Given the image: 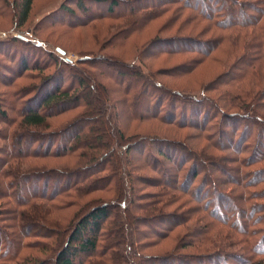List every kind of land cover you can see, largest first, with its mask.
I'll list each match as a JSON object with an SVG mask.
<instances>
[{
	"label": "rangeland",
	"instance_id": "374dc122",
	"mask_svg": "<svg viewBox=\"0 0 264 264\" xmlns=\"http://www.w3.org/2000/svg\"><path fill=\"white\" fill-rule=\"evenodd\" d=\"M113 1L115 6L110 9ZM20 3L21 0H0V105L6 113V118H0V264H53L52 253L59 247L55 248L54 241L44 237L45 231L53 227L55 231L66 232L69 219L77 211L78 206L51 210L39 201L30 202L35 205L33 208L21 207L18 200L40 194L43 183H38L36 189L32 183H24L18 194L15 179L9 178L13 174L7 175L6 170L19 171L26 177L29 173L75 168L74 159H28L14 163L16 152L25 148L23 144L14 145L13 125L29 98L24 97L25 92L35 87L41 90L45 84L42 77L55 75L51 87L59 83L66 87L75 83L74 72L80 73V70L91 72L98 86L106 90V113L84 120L91 122L95 118L102 122V134L106 137L114 138L115 133L118 139L121 136L125 140L121 148H127L129 153L123 166L126 175L123 182L125 186L129 184L130 193L125 199L132 210L130 200L141 207V210L134 208L133 215L144 220L143 223L140 219L137 225L142 243L138 249L135 247L136 253L153 260H128L126 251L116 249L111 251V260H105L107 256L99 259L80 254L75 264H173L172 259H163L172 256H183L191 264H238L240 255L248 259L251 254L242 253L245 244L241 241L250 242L253 236V244L264 234V185L246 187L244 192L251 196L257 192L259 198L244 202L242 195L241 203L243 189L239 186L243 173L263 170L264 161L244 168L250 152L244 141L254 127L253 117L230 108L228 97L223 93L237 94V87L241 85L236 86L238 82L234 78L244 65L236 64L235 59L243 55L245 48L251 56L259 49L245 45L257 36L261 40L259 30L264 26V19L253 27L240 26V23L248 17V23L254 21L258 10H264V0H217L214 6L207 3L211 9L221 4L224 10L227 4L233 6L229 19L238 25L223 30L195 14L194 4L209 11L196 0H33L28 20L22 26L18 25L17 17ZM181 38L192 40V44L204 43L207 52L219 49L208 56H201L195 50L168 53V49L176 51L172 50V40ZM207 43L210 44L207 46ZM199 59L205 60L192 70L194 61ZM261 64L259 69L264 73V63ZM37 67L47 69L41 72ZM127 72L133 75L130 77ZM144 79L171 94L157 101L160 93L155 89L154 92L149 89L154 94L151 97L136 87ZM259 79H248L244 89L252 91L258 86L264 92V79ZM262 92L259 101L264 104ZM196 98L202 101L196 103ZM217 103L224 111L216 109ZM260 112L264 115L263 109ZM79 114L72 111L49 119L55 147L63 140L69 142L86 126L84 122L82 127L80 123L70 127ZM258 128L255 126L254 134L261 132ZM58 130L64 131L55 133ZM58 134H65L64 139ZM239 137L241 141L237 140ZM72 142L70 145L74 146L76 143ZM195 162L200 165V177L187 183L188 167ZM106 176L100 175V185H108ZM163 183L187 190L171 191ZM116 198L120 195L114 187L112 193L105 190L93 193L80 205L99 199L100 203L117 208L120 201ZM162 201L171 203L162 209ZM232 206L240 209L239 212L230 213ZM22 211L26 215L21 216ZM240 214L244 219L238 217ZM170 215L186 218L187 223L175 226ZM164 216L166 219L161 218ZM231 217L239 219L237 226L247 225L245 229L252 236L241 237L236 228L226 226L223 218L230 220ZM252 220L254 223L249 225ZM31 222L37 228L32 231L28 227L26 233L24 229ZM124 231L126 235L131 232L127 227ZM188 243L193 247L182 248ZM215 244L223 249L222 255L228 256L210 257L208 254L215 250L212 248ZM252 259L264 260V257L255 254Z\"/></svg>",
	"mask_w": 264,
	"mask_h": 264
},
{
	"label": "trees",
	"instance_id": "16d2710c",
	"mask_svg": "<svg viewBox=\"0 0 264 264\" xmlns=\"http://www.w3.org/2000/svg\"><path fill=\"white\" fill-rule=\"evenodd\" d=\"M94 1L103 2L107 0ZM196 1L197 4L200 3L202 7H207L209 10L208 12L203 11L201 10V8L194 4L193 11L196 15H198L205 21L212 23L214 26H219L222 30L225 28L234 27V25H238V23H235L234 20L229 19L231 11L233 10V6L231 4H227L225 10L224 5L222 4L211 9L209 6H207V3L214 6L217 0H209L208 2L206 0ZM32 3L33 0H21V3L17 8L19 26H22L27 22ZM115 3L116 1L111 2L110 9L115 6ZM221 17L224 18L220 22L219 19ZM248 18L244 19L245 22H241L240 26L246 24V26L253 27L257 24H260L261 20L264 19V10H258V15L254 21L248 23ZM214 21L216 23H214ZM259 31H261V40L257 36V38H253L255 41L248 42L249 44L247 43L245 45V47L252 46L256 51L257 48H259L258 51L256 53L254 51L253 55L251 56L250 52H248V49L245 48L243 55H240L237 59H235L236 64L238 62H242L244 65L241 68V72L238 69L239 72L234 78L237 79L236 81L238 82L237 84H235L236 86L238 84H241L239 87H237V94L231 95V93L229 92L223 93L228 97L227 101L230 102V108L249 113L253 117L252 125L254 127H252V129L250 130V133L248 132L249 134L247 133V137L244 141L246 150L248 151V148L250 149V152H248L249 156L245 160L246 166H244V168H248L249 166L256 165L264 161V142L262 139L264 137V115L260 112L262 109L264 110V104L259 101L261 99L262 91L258 86L252 91H247L244 89L245 81H248V79H264V73L260 72L259 69L263 65L261 63H264V26H261ZM256 39L258 41H256ZM168 42L170 43L171 41ZM172 42L174 43V46H172V50L176 51H171V49H168V53H181L183 52V50H195L201 56H208L218 48H213L212 50H209V52H207L206 48L204 47V43H193L196 44L193 45L192 40L182 38L178 40H172ZM209 44L210 43H207L206 45L208 46ZM204 60L205 59H199L197 61H194L195 68H192V70H195L197 66L200 65ZM231 67H235V64ZM37 69L43 72L47 68L37 67ZM80 71V73L76 71L74 72L75 83L69 84V86L66 87L60 83L54 88L51 87V82L54 79L55 75H52L50 77L46 76L45 78L42 77L41 81H43L45 84L43 85L41 90H38L37 87H35L33 88V90H27L25 92L24 97L29 96V98L23 103L22 110L19 113V119L13 125L15 126L13 132L14 145L19 147L21 144H23L25 148V151L23 150L16 152V154L14 155L15 158L13 160L14 163L17 161H27L28 159H74L75 163L73 165H75V168L64 169L58 172L55 171L53 173L47 171H40L33 174L29 173L26 175V177L20 175L19 171L15 172L13 170H6V174H13H9V178L15 179L18 194L22 190V186L24 183H32L34 189H36L38 183H43V190L40 194H33L30 197L27 196L29 197L27 199L23 198L18 200L17 203H19L21 207H35V205L30 204L31 201H34L36 203L37 201L45 203L44 205H47V207H49L51 210L54 209L55 211H59L61 209L65 210V208L69 206H78L77 211L69 219L70 222L68 223L69 226L66 227V232L65 230L55 231L53 227L50 228L51 230L47 229L45 231V234L47 236L44 237L49 241H54L55 248L59 247L55 251L52 249V251H54L52 253L53 264H75V258L80 254L86 255L88 258L98 257L99 259L107 256L105 260H111L113 258L111 251L116 249L126 251V253L128 254V260H146V258H143L136 253V248L138 249V247H141L142 243V238L138 237V235L141 234L138 232L137 225H140V219L143 223L144 220H142V218H136L133 214L137 208L141 210V207H137L130 200L129 204L133 205L132 210L130 205L129 207H127L128 200L125 199V195H127V193H130L129 184L125 186V181L123 182V177L126 176L123 166L126 165L125 161L127 153H129V151L127 148H124L122 150L121 145L125 144V140L121 136L118 139L115 133H113L114 138L106 137L104 134H102L103 124L95 118H98L100 113H106L105 111L107 109L108 103L106 90L98 86L97 81L93 79V75L91 74V72L85 70ZM190 71L191 69L188 71V73ZM126 74L131 77V75H133V72H127ZM135 77L137 76L135 75ZM154 83L153 81L150 82L149 80L144 79L140 82L138 81L136 87H139L142 92L150 93L151 97L154 96V94L151 93L149 89L152 88L153 92L155 89V92L161 94L156 97L157 101L159 99L162 100V97H169V94H171L170 92L164 89L161 90L159 88H156L155 86L158 84ZM49 87H51L50 90H46L45 92H43L45 88L48 89ZM262 93L264 94V92ZM262 97L264 99V95ZM194 101H196V103H200L202 99L199 100L196 98ZM162 106L163 103L160 107ZM216 106V109L220 108L221 110H223L224 108L223 106V108L219 107L218 103L216 104ZM211 109H215V107H211ZM72 111H79L80 114L71 122L70 127L77 123H80V127H82L84 126L85 122V129L83 128L79 131V133L77 131L73 135L71 140H69V142H67L68 140H63L60 145L55 147L53 143V134L50 133L51 127L49 119L56 118L59 115H63ZM90 117H95V120L91 119V122H87L86 120H84V118ZM240 117L243 116L241 115ZM245 117L248 118L247 116ZM0 118H6V113L2 110L1 105ZM256 119L260 121H256ZM248 121L251 123L250 120ZM218 125L219 124L217 123L216 129ZM255 126H259L260 128L258 129H260L261 132L258 131L256 134H254V132H256ZM113 129L117 132L114 126ZM32 131H38L40 134L36 135L35 132ZM62 131L58 130L55 133H60ZM58 136L60 138L63 137L64 139L65 134H58ZM237 140L241 141V137H239ZM71 141H74L72 143L76 144L74 146H71ZM35 143H37V146H34ZM17 154L20 155L17 156ZM158 155H162V153L158 152ZM196 162L194 165L190 164L191 166L188 167L190 176L187 179V183L189 180H191L192 183L195 181V179L200 177V165L198 166ZM122 172L124 173L122 174ZM102 174L107 175L106 178L109 182L106 183L108 184L107 186L99 184V178ZM241 178L243 180L241 181L239 187L243 189V193L241 194V197L239 196L240 203L242 201V195L244 202H248L249 199H253V197L258 199L259 194H257V192L253 194L254 196H251L247 191L244 192V190L246 189V187L256 188L260 185H264V169L257 170L254 173H243ZM163 184L165 185L164 187H166V189H169L171 191L179 192L181 190H187L183 188L178 189L177 187H175V185H171V183ZM10 185H13V182ZM114 187L115 189H118L121 198H116V200L120 201V204H117L116 206L117 208H113L109 204H103L102 202L100 203L99 199L86 201V204L83 203L82 205H80L83 199H86L93 193H98V191L101 190H105V192L107 193H112ZM233 198H237V195L235 193L233 194ZM67 199L71 200L67 202ZM122 199H125V201ZM169 199L171 200V198ZM168 203L171 202L162 201V209L166 208ZM114 209L116 210L115 212L118 215V220H116ZM234 210L238 213L240 209L237 210L234 206H232V209H230V213H235ZM158 213H160V210H158ZM20 215L22 216L26 214L24 211H22L20 212ZM166 217L167 216L161 218L166 219ZM169 217L174 219L173 221H175V226L180 227L187 223V219L182 218L181 216L170 215ZM238 217L240 219H244L242 214H240V216ZM223 220H225L224 222H227L226 226L230 228H236L235 232L241 237H247L248 239L249 236H252L249 234V231L245 229V226L247 225L237 226L239 224V219L237 220L231 217L230 220H228L227 218H223ZM253 223L254 222L252 220L249 222V225H252ZM245 224L247 223L245 222ZM36 225L37 224H35L34 222H31V224L27 226L24 231L28 233V227H30L29 229H32L33 231V229L37 228ZM126 227L131 231L128 235H126L124 231ZM123 237H126V239H124ZM252 237L250 238V242H247L245 240L241 241L245 244V249H243L242 253L247 252L251 254V256H249L246 260L245 258L241 257V255L238 256V260H236L238 261V264H264V260L262 259H252L255 254L257 255V257H264V247H262L264 244V234L258 241L254 240L253 244L251 243ZM183 247L193 246L191 245V243H188L185 246H182V248ZM221 247L227 248L228 246H224L221 244ZM212 248H214L215 250H212L208 254L210 257L218 256L219 259L222 258V256H228V254L222 255L220 253L223 249H220V246L218 244L213 245ZM163 259H172L173 264H191V262H189L188 259L183 256L165 257ZM147 260L153 259L148 258Z\"/></svg>",
	"mask_w": 264,
	"mask_h": 264
},
{
	"label": "water",
	"instance_id": "95a60500",
	"mask_svg": "<svg viewBox=\"0 0 264 264\" xmlns=\"http://www.w3.org/2000/svg\"><path fill=\"white\" fill-rule=\"evenodd\" d=\"M61 55H65L64 52H62L61 50L58 51Z\"/></svg>",
	"mask_w": 264,
	"mask_h": 264
}]
</instances>
